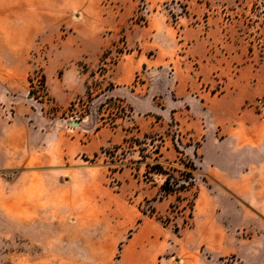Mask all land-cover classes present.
Masks as SVG:
<instances>
[{"label":"rangeland","instance_id":"rangeland-1","mask_svg":"<svg viewBox=\"0 0 264 264\" xmlns=\"http://www.w3.org/2000/svg\"><path fill=\"white\" fill-rule=\"evenodd\" d=\"M29 2L34 5L22 9L45 11L51 20L35 34L26 54L33 66L21 78L25 66L17 63L14 40L20 34L4 33L14 22L2 19L11 15V1L0 0V264H133L130 248L144 249L152 264H264V209L245 208L206 187L201 139L181 130L171 110L178 83L203 76L199 63L171 60L144 65L129 81L110 78L118 60L133 51L128 44L142 42L148 57L153 48L168 54L169 44L183 41L182 29L200 26L220 46L219 64L203 69L217 103L249 93L244 107L264 121V0H68L66 13L57 0H20ZM82 54L91 59L74 60ZM59 55L69 62L46 66ZM45 67L56 70L51 86ZM35 74L43 76L44 89L31 91ZM23 86L29 99L43 103L46 117L67 125L69 137L74 129L84 142L95 141V154L71 160L54 151L49 159L22 157L18 150L3 155L15 130L28 125L13 101ZM179 158L197 166L193 187L180 192V200L162 193L165 176L147 175L148 166L159 163L179 179L177 171L185 168ZM171 185L176 188L173 179ZM171 205L185 210L172 212ZM137 235L136 246H129Z\"/></svg>","mask_w":264,"mask_h":264},{"label":"crops","instance_id":"crops-1","mask_svg":"<svg viewBox=\"0 0 264 264\" xmlns=\"http://www.w3.org/2000/svg\"><path fill=\"white\" fill-rule=\"evenodd\" d=\"M4 1H11V15H3L2 19L13 20L14 23H7L6 26L9 28H3V31L5 33L8 29H15L20 34L14 40L18 41L15 47L18 56L17 63L19 66H25L20 69L23 75L21 78H24V74L33 66L28 63L26 54L32 49L37 31L42 33V30L48 27L47 22L51 18L45 14V11L36 14L33 11L22 9L25 6L29 9L34 3L21 4L20 0ZM29 1L34 2L35 0ZM57 1L66 13L68 0ZM3 6H8V4ZM3 12L6 10L3 9ZM181 33L183 41L177 40L169 44L166 48L169 49L168 54L163 53L160 48H153L154 54L148 57L147 48L142 42L128 44L129 49L133 51L118 60L111 71L110 78L116 81L124 79L122 76H127L126 79L129 81L131 75L144 65H161L171 60L180 62L187 59L189 62L194 60L199 63L200 73L203 76L201 79L199 77L195 79L194 75H191L193 79L178 83L181 90L174 95L175 98H171V110L177 114L181 130L189 131L194 141L201 139L202 156L201 161L199 159V165L204 164L208 167L205 175L209 181L206 187L211 192L221 190L228 194L235 203H240L245 208L264 209V121L254 115L251 108L244 107V104L253 97L249 93L242 92L227 98L221 97L219 100L223 104H218L215 96L208 89V76L204 75L203 69L207 65L219 64L221 60L218 52L219 44L211 41L209 36L205 35L209 33L200 26L184 28ZM66 44V41H62L58 46L61 55ZM105 47H108V43ZM184 51L186 56L181 54ZM61 55L55 58L49 57L46 66L51 62L61 67L66 65L69 59ZM38 59L36 58V61ZM81 59L88 61L91 56L82 54L74 57L76 61ZM126 59H131L132 62ZM43 73L47 86H51L49 81L53 80L56 70L45 67ZM127 81L122 80L120 83L124 85ZM115 91L117 88L110 90L109 93L115 95ZM28 93V89L23 86L21 92L13 97L16 112H25L23 116L28 119V125L15 130V142L10 144L12 146L7 149L9 152L3 151V155L15 154L18 150L17 154L22 157L38 154L41 159H49L47 154L54 151L58 158L71 160L78 156L91 157L95 154V141L84 142L83 135L74 129H71V132L75 137H69L67 125L46 117L41 108L43 103L36 99H29ZM197 112L199 116L194 114ZM212 112L215 115L218 112L219 117L212 119ZM12 127L11 125L10 128ZM216 130L219 132L216 133ZM205 199L206 195L202 193L198 205L199 213H202L204 209L202 202ZM259 213L264 216V211ZM137 237L138 235L131 238L129 246H136ZM205 239H209L207 231ZM130 250L134 255L131 257L135 260L133 264H152L148 261L149 254L145 253L144 249L130 248ZM123 264L126 263L123 262Z\"/></svg>","mask_w":264,"mask_h":264},{"label":"trees","instance_id":"trees-1","mask_svg":"<svg viewBox=\"0 0 264 264\" xmlns=\"http://www.w3.org/2000/svg\"><path fill=\"white\" fill-rule=\"evenodd\" d=\"M177 149V148H176ZM177 151L182 154L178 149ZM142 158H144L142 156ZM179 161L181 163H183L184 165V169L183 170H178V176L179 179L174 178V176L172 174H170L169 172H167L163 166L159 163L157 164H153L152 166H148L149 167V171H147V175L150 172L156 173L158 175H163L165 176V181L164 184L161 187V191L164 194H173V195H178L177 199L180 200V192L182 191H186L189 190L190 187H193V183H194V179H195V173L197 170V166L195 164L194 161H192L191 159H188L186 163H184V160L182 158H179ZM171 179H173L175 181V185L176 188H174V186L171 185ZM181 181V182H179ZM171 211L173 212L174 209H176V213H183V211L185 210V208L183 207L182 209L180 207H176V206H170ZM193 208V203L190 204V211ZM143 214H146L145 212H143ZM152 214H154V211H151L150 215L152 216ZM164 224L167 223V220L165 222H163ZM176 232H179V229L176 228Z\"/></svg>","mask_w":264,"mask_h":264},{"label":"built area","instance_id":"built-area-1","mask_svg":"<svg viewBox=\"0 0 264 264\" xmlns=\"http://www.w3.org/2000/svg\"><path fill=\"white\" fill-rule=\"evenodd\" d=\"M45 87L44 78L41 74H35L34 77L31 78L30 81V89L31 91L42 90Z\"/></svg>","mask_w":264,"mask_h":264},{"label":"water","instance_id":"water-1","mask_svg":"<svg viewBox=\"0 0 264 264\" xmlns=\"http://www.w3.org/2000/svg\"><path fill=\"white\" fill-rule=\"evenodd\" d=\"M74 125H75V123H74Z\"/></svg>","mask_w":264,"mask_h":264}]
</instances>
